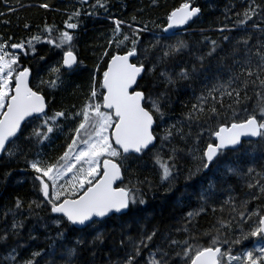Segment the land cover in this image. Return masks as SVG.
Here are the masks:
<instances>
[{
	"label": "snow or ice",
	"instance_id": "snow-or-ice-1",
	"mask_svg": "<svg viewBox=\"0 0 264 264\" xmlns=\"http://www.w3.org/2000/svg\"><path fill=\"white\" fill-rule=\"evenodd\" d=\"M245 2L247 7L236 13L233 27L225 25L218 30L231 32L250 27L259 34L255 43H249L253 39L251 33L236 39L229 55L220 58L232 60L231 65H225L227 77L213 75L211 82L194 97L188 111L175 120L169 114L171 93L181 81L191 82L199 75L205 61L220 47L216 40L205 37L208 51L196 56L190 69L185 66L173 72L162 66L189 48L186 40L171 31L170 35L157 37L150 48L141 49L139 33L146 31L147 25L133 29L129 35L121 32L123 22L115 20L114 38L109 46L115 43L117 51L107 60L102 79L95 75L100 72L97 63L89 93L79 110L49 114L41 85L56 88L65 73L74 72L83 64L75 48L77 37L69 31L79 27L73 21H78L81 11L77 9L69 15L64 31L45 24L46 43L62 51V62L50 68L51 78L41 79L35 89L31 86V69L20 65V56L11 50L28 55L31 49L34 55V42H41V36L34 35L20 43H10L12 37H0V162L24 156L27 168L35 174L33 190L37 194V199L27 202V216L25 202L19 196L4 211L5 226L0 228L4 253L0 254V264H264V164L259 171L244 163L220 170L221 158L229 152L237 155L245 142H253L251 138H257L260 159L264 161V4L256 0ZM39 7L48 9L49 5ZM92 7L107 10V0H96ZM200 13L193 0H184L167 14L161 32L167 34L188 26ZM29 27L25 24L26 29ZM121 35L122 40L116 39ZM168 40L174 42L162 44ZM122 46L126 51L121 53ZM157 48L161 49L160 54L151 59V52ZM108 55V51L102 54ZM204 78L209 79L206 74ZM160 85L163 88L157 91ZM249 92L257 98L251 111L246 106L251 98ZM166 116L171 122L166 121ZM69 119L78 124L61 156L55 161L41 158L40 153L27 158L21 141H50L51 134L62 130L61 121ZM32 120L41 123L26 136L25 129ZM193 125L199 129L195 135L191 131ZM186 159L191 160L184 177L186 184L197 177L200 180L189 185L191 191L186 187L177 198L175 207L183 209L177 225L161 230L145 214V197L161 186H166L165 194L172 192L181 162ZM149 162L159 184L148 176L140 178V170ZM207 172L218 173L220 180L214 181ZM69 173L71 178L66 179ZM229 174L240 184L242 195L236 192L235 185L228 183ZM10 175L6 172L5 180ZM225 184L228 186L224 187ZM220 193L226 198L220 199ZM253 202L258 203L250 208ZM37 210L47 214L44 227L50 224L57 231L54 237H48L53 243L47 249L32 250L25 258L21 252L27 244L20 243L21 232L26 219L36 216L44 220ZM209 211L214 223L201 230L199 218ZM108 220L120 222L118 239H110L101 229ZM35 227L29 229L30 241L39 239L32 235ZM133 228L135 231L130 232ZM69 233L73 235L70 237ZM177 234L183 239L176 238ZM250 238H257L259 243L250 250L236 249ZM56 241L62 242L56 250L60 259L53 261L47 257L53 254L51 249ZM106 242L110 244L107 250L102 248Z\"/></svg>",
	"mask_w": 264,
	"mask_h": 264
},
{
	"label": "trees",
	"instance_id": "trees-1",
	"mask_svg": "<svg viewBox=\"0 0 264 264\" xmlns=\"http://www.w3.org/2000/svg\"><path fill=\"white\" fill-rule=\"evenodd\" d=\"M184 0H107V10L101 8H93L92 5L96 0H91L89 3H82L81 0H0V13H5L0 16V37L8 40L12 37L10 43L26 42L34 35L41 36V42L35 43V54L33 55L31 49H28V55H24L23 51L19 50V63L23 67H29L32 71L31 86L34 87L40 84L41 79L47 81L50 77V68L58 66L62 62V51L56 49L52 45L46 43L48 34L43 32L45 24L54 25L58 31L65 30V21L68 20L69 15L73 11L79 9L81 15L78 18L79 27L76 30H69L73 32L77 39L75 41V48L78 58L83 61V64L77 68L76 71L65 73L62 77L63 82L56 88L48 87L46 84L41 85V91L46 96L48 101V111L51 114L54 111L67 110L75 112L79 110L84 103L92 82V76L95 73L97 63L100 64V72L95 73L97 79H102V72L106 68L107 60L117 51L116 44L109 46V41L114 38L115 20H120L121 32L131 35L133 29H143L147 25V30L139 33L140 43L139 48H150L157 37L164 36L161 28L166 26L167 14L178 7ZM257 3L264 4V0H256ZM48 4L49 8L44 9L39 7L40 4ZM194 6L200 7L201 13L198 18L194 19L190 25L186 27L184 32L177 35L186 40L189 48L184 50L180 55L168 60L167 64L162 67L169 71H179L181 67H192L195 62V57L208 51L209 43L204 38L208 37L210 40H216L220 47L212 58L205 61V67L199 70V75L189 82L181 81L171 93L172 109L169 113L172 119H180L182 113H186L194 102V97L199 95L205 84L211 82L213 75H220L227 77V68L225 65H231V58L221 61V57H227L231 52L235 40L252 34L253 39L250 44L255 43V38L259 35L253 32L249 27L247 30H234L220 32L218 29L225 27L232 28L237 20L236 13L242 12L247 3L245 0H193ZM15 8L16 11H11ZM88 13H91L89 15ZM135 17V20H133ZM25 24L30 25L25 28ZM251 24V22H249ZM131 25V28L129 27ZM57 32H53V36ZM228 36L229 40H224L223 37ZM116 39L122 40L123 36H118ZM174 40L162 41L164 43H172ZM130 47V42H126ZM243 48V45H238ZM16 51V50H11ZM108 51L109 55L103 57L102 54ZM121 53L126 51L123 46L119 49ZM161 52L160 48L154 49L151 52V59H155ZM44 57L43 60L40 57ZM143 58V57H142ZM239 58V57H237ZM151 67V65H148ZM205 74L209 77L205 80ZM163 85L157 91L161 90ZM99 91V88H98ZM250 99L246 102L249 111L257 103V98L249 92ZM75 106V107H73ZM168 121V117H165ZM171 122V121H168ZM41 123L40 120H32V123L25 129L27 136L32 128L37 127ZM62 130H57L51 134L50 141H45L43 144H37L35 140L21 141L23 151L26 153L28 159L36 156V153L41 154V158L48 161H55L66 150L67 145L71 143V136L74 134L72 130L77 126V120H62ZM188 129L186 128L185 131ZM199 129L193 125L191 131L195 133ZM207 138V134H206ZM176 143H180L179 140ZM191 143V140L189 141ZM181 146H184L181 144ZM245 152L248 155H245ZM261 150L256 141L252 143L245 142L243 149L237 155L231 152L227 153L220 161V170L225 171L226 166L235 167L238 163L245 165H253L259 171L264 161L260 159ZM181 172L176 181L175 189L172 192L165 194L164 187L158 188L155 193L147 192L145 199L148 200L145 208V214L148 215L152 223L157 224L161 230L169 227H175L177 221L181 216L183 209L175 207L177 198L180 193L189 185L198 183L200 177L196 180L185 182V174L188 167L191 166V160L186 159L181 162ZM11 172V175L5 180V173ZM35 174L27 168L24 156H17L10 161L5 159L0 162V228L5 226L3 213L7 208L14 205L15 198L19 196L25 202L24 216H27V202L32 199H37V194L33 190V176ZM140 178L143 179L148 176L156 184H159V177L152 167L151 163H146L139 172ZM207 176L214 181H219L220 176L216 172H207ZM228 183L235 185L236 192H241L240 184L235 177L229 174ZM228 185L225 184L224 187ZM246 191V190H245ZM187 199V197H181ZM219 198L223 199L226 196L223 193L219 194ZM195 200L193 198V204ZM258 202H253L250 208H255ZM218 206V205H217ZM40 220L36 216H32L25 220V228L21 232L22 239L20 243L27 244V247L22 250L21 254L25 258L30 255L32 250L47 249L49 244L53 241L48 237L56 235V229L50 225L45 228L44 223L47 221V214L42 210H37ZM219 215V213L217 214ZM154 217V219H153ZM20 218V217H18ZM128 219V218H125ZM11 217H8L10 223ZM119 221L108 220L100 227L109 234L111 239L115 236L119 238ZM214 223V217L209 211L208 215L199 218L198 227L203 230L207 229ZM33 226L35 230L32 235L39 239L36 241L28 240L29 229ZM151 227V224H149ZM134 232L135 228L130 229ZM70 237L73 233L68 234ZM178 239H183L182 235L177 234ZM61 241H56L52 251V255L47 257L53 261H58L60 256L57 254ZM259 243L257 238H250L241 245H237L236 249L239 251L250 250L255 244ZM110 244L107 242L102 245V248L107 250ZM4 253V247L0 246V254ZM102 259L106 257H101Z\"/></svg>",
	"mask_w": 264,
	"mask_h": 264
},
{
	"label": "water",
	"instance_id": "water-1",
	"mask_svg": "<svg viewBox=\"0 0 264 264\" xmlns=\"http://www.w3.org/2000/svg\"><path fill=\"white\" fill-rule=\"evenodd\" d=\"M90 0H87V3L89 2ZM86 3V4H87ZM195 19V18H194ZM191 23V22H190ZM186 27L187 26H184L183 28H181V29H174V30H170V33H167V34H165L164 33V35H170L171 34V31H175L177 34L178 33H182V32H184V30L186 29ZM30 80H31V82H32V76L30 77ZM29 119H31V118H29ZM242 139H244L245 141H247V139L248 138H242ZM252 139V141H257V138H251Z\"/></svg>",
	"mask_w": 264,
	"mask_h": 264
},
{
	"label": "rangeland",
	"instance_id": "rangeland-1",
	"mask_svg": "<svg viewBox=\"0 0 264 264\" xmlns=\"http://www.w3.org/2000/svg\"><path fill=\"white\" fill-rule=\"evenodd\" d=\"M14 52H16L17 54H18V52H19V50H16V51H14ZM71 178V174L69 173L68 174V176L66 177V179H70ZM64 181H61V183H63Z\"/></svg>",
	"mask_w": 264,
	"mask_h": 264
},
{
	"label": "flooded vegetation",
	"instance_id": "flooded-vegetation-1",
	"mask_svg": "<svg viewBox=\"0 0 264 264\" xmlns=\"http://www.w3.org/2000/svg\"><path fill=\"white\" fill-rule=\"evenodd\" d=\"M90 1H91V0H90ZM90 1H89V2H90ZM89 2H88V3H89Z\"/></svg>",
	"mask_w": 264,
	"mask_h": 264
}]
</instances>
